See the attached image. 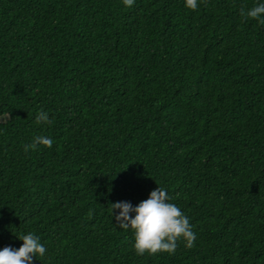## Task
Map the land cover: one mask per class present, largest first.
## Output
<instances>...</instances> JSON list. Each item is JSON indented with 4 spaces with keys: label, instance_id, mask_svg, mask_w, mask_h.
Segmentation results:
<instances>
[{
    "label": "trees",
    "instance_id": "16d2710c",
    "mask_svg": "<svg viewBox=\"0 0 264 264\" xmlns=\"http://www.w3.org/2000/svg\"><path fill=\"white\" fill-rule=\"evenodd\" d=\"M259 3L0 0V250L32 233V264H264V24L240 14ZM37 136L53 146L25 152ZM159 186L196 240L138 255L111 204Z\"/></svg>",
    "mask_w": 264,
    "mask_h": 264
},
{
    "label": "clouds",
    "instance_id": "9594fccd",
    "mask_svg": "<svg viewBox=\"0 0 264 264\" xmlns=\"http://www.w3.org/2000/svg\"><path fill=\"white\" fill-rule=\"evenodd\" d=\"M135 0H123V4L132 7ZM187 8L195 11L198 8V0H186ZM242 17L258 20L264 24V3H259L249 10L241 9ZM38 124H51L49 114L43 110L36 116ZM37 145L48 148L53 146V141L45 136H37L30 145H25L24 150H35ZM171 197L167 191L159 186L150 193L147 200L133 207L130 202H116L111 204V210L119 209L115 215L119 227L124 230L129 228L134 232V248L138 255H156L157 253L174 254L178 241L183 239L187 248L194 246L196 235L189 219L174 203L169 202ZM135 213V216L131 215ZM23 241L19 249L6 246L0 250V264H32L33 258L43 257L46 253L45 246L39 238L32 233L21 234L18 237Z\"/></svg>",
    "mask_w": 264,
    "mask_h": 264
}]
</instances>
